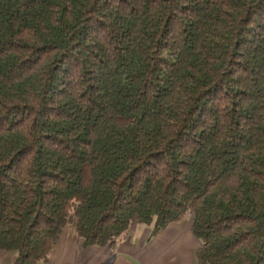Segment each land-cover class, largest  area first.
Returning <instances> with one entry per match:
<instances>
[{
    "label": "trees",
    "instance_id": "1",
    "mask_svg": "<svg viewBox=\"0 0 264 264\" xmlns=\"http://www.w3.org/2000/svg\"><path fill=\"white\" fill-rule=\"evenodd\" d=\"M187 214L195 264H264V0H0V251Z\"/></svg>",
    "mask_w": 264,
    "mask_h": 264
},
{
    "label": "crops",
    "instance_id": "2",
    "mask_svg": "<svg viewBox=\"0 0 264 264\" xmlns=\"http://www.w3.org/2000/svg\"><path fill=\"white\" fill-rule=\"evenodd\" d=\"M190 219L172 223L154 236L150 227L132 224L127 235L113 247L83 248L73 226L66 229L39 264H195L200 242L190 231ZM13 255L0 251V264H12Z\"/></svg>",
    "mask_w": 264,
    "mask_h": 264
},
{
    "label": "rangeland",
    "instance_id": "3",
    "mask_svg": "<svg viewBox=\"0 0 264 264\" xmlns=\"http://www.w3.org/2000/svg\"><path fill=\"white\" fill-rule=\"evenodd\" d=\"M189 219H190V217H189V215L187 214V215H185V217L183 218L182 221H188ZM67 228L70 229L71 226H68ZM15 254H16V253H14V252H9V255H15Z\"/></svg>",
    "mask_w": 264,
    "mask_h": 264
}]
</instances>
